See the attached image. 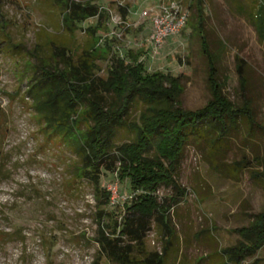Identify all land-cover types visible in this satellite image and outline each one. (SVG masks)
I'll return each instance as SVG.
<instances>
[{
    "label": "rangeland",
    "instance_id": "1",
    "mask_svg": "<svg viewBox=\"0 0 264 264\" xmlns=\"http://www.w3.org/2000/svg\"><path fill=\"white\" fill-rule=\"evenodd\" d=\"M67 1L0 0V264H117L101 253L95 238L100 221L113 229L126 208L123 197L102 203L104 196L93 183L78 176L76 152L46 134L26 89L37 68L63 63L59 47L65 46L75 62L99 35L112 36L122 55L147 48L151 23L141 13L163 0H72L105 12L73 29L65 21ZM182 2L188 23L159 49H145L141 59L148 71L180 75L182 105L192 110L204 106L211 90L202 29L218 56L225 94L237 105L249 102L256 123H242L215 156L208 142L191 138L176 175L184 194L165 185L157 191L160 201L179 200L166 218L173 233L153 220L145 253L135 249L132 264H149L145 259L154 252L163 254L162 264H235L227 263L222 250L241 239L236 228L250 225L264 211V31L252 19L264 0H202V18L196 0ZM124 6H129V28L118 22ZM105 44L103 39L102 51H96L102 76H107L111 57ZM238 57L245 60V90ZM240 160L246 166L232 171ZM117 182L119 194L134 195L116 172L101 177L106 190ZM242 264H264V246Z\"/></svg>",
    "mask_w": 264,
    "mask_h": 264
},
{
    "label": "trees",
    "instance_id": "2",
    "mask_svg": "<svg viewBox=\"0 0 264 264\" xmlns=\"http://www.w3.org/2000/svg\"><path fill=\"white\" fill-rule=\"evenodd\" d=\"M196 1L202 18V0ZM65 11L70 29L90 17L102 18L105 13L89 2L72 0L65 2ZM263 11L264 3L252 19L264 31ZM128 13L129 6L121 7L124 20ZM88 28L93 33L98 31L96 26ZM199 35L208 62L211 98L195 110L186 109L181 103L180 75L161 70L149 72L146 60L141 59L144 48L122 55L115 50L112 36L96 37V44L84 50L77 62L65 46L57 48L63 63L37 68L26 89L46 134L59 137L76 152L80 162L78 176L93 183L97 194L104 196L103 204L111 203L112 193L101 187L102 175L116 172L121 180L129 182L133 197L124 202L126 208L115 219L113 229L100 221L95 238L101 253L114 263L132 264L136 250L145 253V239L153 220L165 224L172 235L166 218L179 200L170 197V202L160 201L157 191L165 185L184 194L176 175L190 140L208 142L211 155L215 156L242 123L251 126L256 123L249 102L237 105L225 94L219 78L218 56L211 49L205 31L201 29ZM103 39L111 52L107 76L98 74L100 67L96 64L99 56L96 51H102ZM238 60L239 79L245 90V60L240 57ZM138 107L139 115L133 119ZM121 132L126 139L120 137ZM234 164L232 171L246 166L241 160ZM103 213L99 212L101 218ZM235 231L241 239L225 247L222 254L227 263L242 264L264 246V211L257 213L250 225ZM163 260L159 252L145 259L149 264H162Z\"/></svg>",
    "mask_w": 264,
    "mask_h": 264
},
{
    "label": "built area",
    "instance_id": "3",
    "mask_svg": "<svg viewBox=\"0 0 264 264\" xmlns=\"http://www.w3.org/2000/svg\"><path fill=\"white\" fill-rule=\"evenodd\" d=\"M189 11L183 4L182 0H163L159 5L144 9L141 18H149L151 29L147 41L151 49H159L169 38L180 34L187 25ZM129 28L132 24L122 18L118 21ZM146 45V44H145ZM144 46V44H142ZM146 47V46H145ZM145 48V49H147ZM111 203L119 197H123L124 202L133 197V194L122 196L118 193V182L109 187Z\"/></svg>",
    "mask_w": 264,
    "mask_h": 264
}]
</instances>
